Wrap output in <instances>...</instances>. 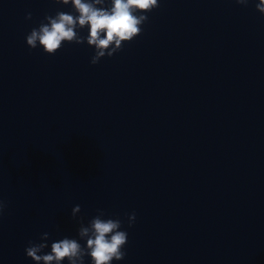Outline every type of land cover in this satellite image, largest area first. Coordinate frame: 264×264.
<instances>
[{
  "label": "clouds",
  "instance_id": "obj_1",
  "mask_svg": "<svg viewBox=\"0 0 264 264\" xmlns=\"http://www.w3.org/2000/svg\"><path fill=\"white\" fill-rule=\"evenodd\" d=\"M56 4L71 5L73 13L57 11L55 16L46 15L39 27L33 28L26 36L30 49L42 47L48 55H54L64 42L77 45L87 43L94 48L90 63L97 64L105 56L112 57L123 48V44L131 42L142 32V25L148 21L147 13L159 7L158 0H111L110 6L106 0H53ZM237 4L247 6L248 0H236ZM256 9L264 15V0H259ZM31 13L26 19H31ZM88 27L86 37L80 35V30ZM7 204L0 200V214ZM81 212L80 205L72 209V218L77 219ZM103 209H97V215L83 223L79 218L78 239L64 237L53 241L49 248V233L40 237V242L29 241L25 248L28 258L34 264H84L85 257H90L92 264H112L125 258L124 247L128 241L127 231L122 229L119 218H104ZM128 227L136 220L135 212L128 214ZM84 240L82 245L79 241Z\"/></svg>",
  "mask_w": 264,
  "mask_h": 264
}]
</instances>
